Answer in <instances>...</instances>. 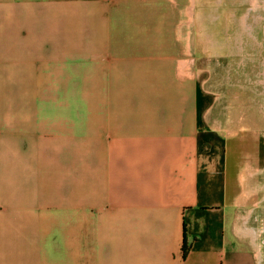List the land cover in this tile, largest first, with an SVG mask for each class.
Listing matches in <instances>:
<instances>
[{
    "label": "crops",
    "instance_id": "0c3cea01",
    "mask_svg": "<svg viewBox=\"0 0 264 264\" xmlns=\"http://www.w3.org/2000/svg\"><path fill=\"white\" fill-rule=\"evenodd\" d=\"M236 2L0 0V264H264Z\"/></svg>",
    "mask_w": 264,
    "mask_h": 264
},
{
    "label": "rangeland",
    "instance_id": "374dc122",
    "mask_svg": "<svg viewBox=\"0 0 264 264\" xmlns=\"http://www.w3.org/2000/svg\"><path fill=\"white\" fill-rule=\"evenodd\" d=\"M236 4H242L245 15L227 18L225 39L228 53L233 55L228 56L231 65L226 66L227 72L215 71L211 88L217 97L227 92L229 104L236 106L232 115L252 126L250 134L243 133L241 147L244 166L250 163L254 167L243 175L246 205L256 208L264 201V189H258L260 177H264V0H238Z\"/></svg>",
    "mask_w": 264,
    "mask_h": 264
}]
</instances>
